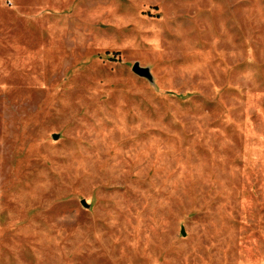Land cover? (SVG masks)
<instances>
[{"label": "rangeland", "instance_id": "obj_1", "mask_svg": "<svg viewBox=\"0 0 264 264\" xmlns=\"http://www.w3.org/2000/svg\"><path fill=\"white\" fill-rule=\"evenodd\" d=\"M0 264H264V0H0Z\"/></svg>", "mask_w": 264, "mask_h": 264}, {"label": "water", "instance_id": "obj_2", "mask_svg": "<svg viewBox=\"0 0 264 264\" xmlns=\"http://www.w3.org/2000/svg\"><path fill=\"white\" fill-rule=\"evenodd\" d=\"M133 73L142 78H150V73L147 69L142 68L139 64L133 66Z\"/></svg>", "mask_w": 264, "mask_h": 264}]
</instances>
